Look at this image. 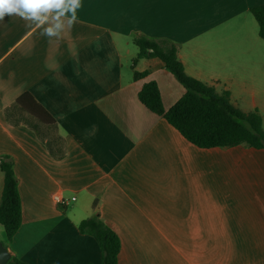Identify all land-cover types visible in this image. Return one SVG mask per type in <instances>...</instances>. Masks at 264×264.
<instances>
[{"label":"crops","instance_id":"crops-1","mask_svg":"<svg viewBox=\"0 0 264 264\" xmlns=\"http://www.w3.org/2000/svg\"><path fill=\"white\" fill-rule=\"evenodd\" d=\"M257 5L264 0H63L38 4L37 20L5 15L0 157L12 162L21 202L10 241L0 225L11 257L99 264L96 241L77 228L96 215L120 240L117 264H197L181 252L197 251V231H225L227 264H264V149H199L147 110L143 84H157L164 109L184 88L157 58L133 64L132 41L172 42L188 76L256 111L264 130V39L249 11ZM25 93L52 125L15 104ZM2 185L0 171V196Z\"/></svg>","mask_w":264,"mask_h":264},{"label":"trees","instance_id":"trees-1","mask_svg":"<svg viewBox=\"0 0 264 264\" xmlns=\"http://www.w3.org/2000/svg\"><path fill=\"white\" fill-rule=\"evenodd\" d=\"M258 26V35L264 39V5L249 9ZM137 48L133 64L141 58H157L184 88L183 95L168 109H164L161 96L154 81L142 85L137 93L139 102L151 113L162 117L187 142L199 149L246 145L264 149V130L256 111L244 113L231 105L229 93H216L212 87L188 76L177 57L176 46L167 39H150L135 36L132 39ZM147 72L133 73L138 79ZM22 110L40 123L52 125L53 119L27 94L15 101ZM0 171L3 185L0 196V225L6 239L10 241L21 224V202L12 162L8 156L0 157ZM94 204H92L93 208ZM80 233L89 234L99 246V264H117L121 248L116 233L93 215L78 223ZM6 264H26L10 257Z\"/></svg>","mask_w":264,"mask_h":264},{"label":"rangeland","instance_id":"rangeland-1","mask_svg":"<svg viewBox=\"0 0 264 264\" xmlns=\"http://www.w3.org/2000/svg\"><path fill=\"white\" fill-rule=\"evenodd\" d=\"M137 53V48L134 46ZM134 54V58L136 57ZM262 85H264V76H262ZM167 232V231H166ZM225 231H197L198 247L196 252H192L190 247H184L182 253L189 260L197 259V264H227L224 257H227L228 251L224 252L223 235ZM211 233L213 235H211ZM172 242L175 238L172 237V232L167 234ZM231 264V262H230Z\"/></svg>","mask_w":264,"mask_h":264},{"label":"clouds","instance_id":"clouds-1","mask_svg":"<svg viewBox=\"0 0 264 264\" xmlns=\"http://www.w3.org/2000/svg\"><path fill=\"white\" fill-rule=\"evenodd\" d=\"M76 7L79 6V0H73ZM37 4L30 3L29 0H0V21L6 14H16L25 19L37 20L40 17L36 12ZM73 21H70V25ZM49 35H54L55 32L48 30Z\"/></svg>","mask_w":264,"mask_h":264},{"label":"water","instance_id":"water-1","mask_svg":"<svg viewBox=\"0 0 264 264\" xmlns=\"http://www.w3.org/2000/svg\"><path fill=\"white\" fill-rule=\"evenodd\" d=\"M10 257V253L0 241V264H6Z\"/></svg>","mask_w":264,"mask_h":264},{"label":"built area","instance_id":"built-area-1","mask_svg":"<svg viewBox=\"0 0 264 264\" xmlns=\"http://www.w3.org/2000/svg\"><path fill=\"white\" fill-rule=\"evenodd\" d=\"M71 200H74V198H71ZM52 201L57 207H60V208L64 207L68 203V201L66 199L62 198L58 194L52 195Z\"/></svg>","mask_w":264,"mask_h":264},{"label":"snow or ice","instance_id":"snow-or-ice-1","mask_svg":"<svg viewBox=\"0 0 264 264\" xmlns=\"http://www.w3.org/2000/svg\"><path fill=\"white\" fill-rule=\"evenodd\" d=\"M30 3L44 4V3H61L63 0H29Z\"/></svg>","mask_w":264,"mask_h":264}]
</instances>
